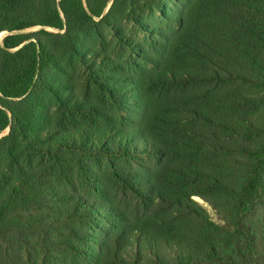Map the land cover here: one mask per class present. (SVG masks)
<instances>
[{"label":"trees","instance_id":"1","mask_svg":"<svg viewBox=\"0 0 264 264\" xmlns=\"http://www.w3.org/2000/svg\"><path fill=\"white\" fill-rule=\"evenodd\" d=\"M33 3L0 0V264H264V0H183L136 79L70 86L94 101L45 80L21 33L63 32L70 10Z\"/></svg>","mask_w":264,"mask_h":264},{"label":"rangeland","instance_id":"2","mask_svg":"<svg viewBox=\"0 0 264 264\" xmlns=\"http://www.w3.org/2000/svg\"><path fill=\"white\" fill-rule=\"evenodd\" d=\"M61 1L34 0L33 5L44 4L58 9L62 14ZM81 1L92 19L85 22L75 21V16L82 13L81 5L78 0H67L66 7L70 10V26L67 30L59 32L52 28L36 26L21 33L28 38L26 43L33 41L45 45V55L50 62V67L45 71V80L67 85L69 89L70 86L79 87L83 83L87 85L96 79H100V82L109 81L106 79L108 75L115 77L122 68H126L129 74L134 71L133 78L136 79L138 67L146 68L149 62L158 59V53H161L167 38L177 31L183 12V0H118L121 3V6L117 7L118 19L109 27L102 20L116 0ZM145 26L150 29L148 33L144 31ZM4 36L0 35V42ZM78 50L79 53L76 52ZM77 55L83 56L81 61L77 60ZM118 68L120 69L117 70ZM77 98L94 101L97 96H85L78 90L72 92L71 89L64 95V99L70 101ZM5 105L15 110L18 108L12 103ZM135 119L136 116L132 114L131 122L125 124L126 131L136 129V124L133 123ZM9 132L10 130H7L1 134L0 139L9 135ZM141 142L137 139V144L141 145ZM135 162L138 165L135 169L140 174L157 166L156 159L146 157ZM197 201L204 204L200 199ZM204 205L214 221L221 224L217 214Z\"/></svg>","mask_w":264,"mask_h":264},{"label":"water","instance_id":"3","mask_svg":"<svg viewBox=\"0 0 264 264\" xmlns=\"http://www.w3.org/2000/svg\"><path fill=\"white\" fill-rule=\"evenodd\" d=\"M2 35H5V34H2Z\"/></svg>","mask_w":264,"mask_h":264}]
</instances>
